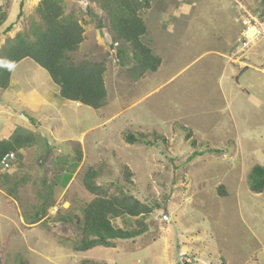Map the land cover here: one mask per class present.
<instances>
[{"label":"rangeland","instance_id":"1","mask_svg":"<svg viewBox=\"0 0 264 264\" xmlns=\"http://www.w3.org/2000/svg\"><path fill=\"white\" fill-rule=\"evenodd\" d=\"M90 1L64 0V10L85 21V42L72 58L105 62L104 107L46 104L55 84L30 59L15 66L13 87L0 89V131L13 124L42 139L3 172L26 182L17 199L0 187V264H264V193L254 194L248 183L251 169L264 167V36L247 52L248 66L227 60L241 31L239 5L254 11L262 0H157L141 17L161 64L140 78L130 45L112 40L108 28L109 39H101L88 14L100 12ZM39 2L0 0L7 13L0 47L27 28ZM138 134L139 143H126ZM90 168L111 195H131L152 209L112 225L140 228L142 220L147 232L110 249L73 250L83 207L93 199L82 184ZM42 183L53 187V206L30 224Z\"/></svg>","mask_w":264,"mask_h":264},{"label":"trees","instance_id":"2","mask_svg":"<svg viewBox=\"0 0 264 264\" xmlns=\"http://www.w3.org/2000/svg\"><path fill=\"white\" fill-rule=\"evenodd\" d=\"M157 0H91L97 10L102 13L88 14L96 19L99 30L108 28L114 41L127 43L131 47L135 62L134 75L140 78L147 72L158 70L161 59L157 56L150 42H146L148 27L141 17V12L150 9ZM88 8V7H87ZM64 0H40L35 8L34 15L28 19L27 28L17 32L14 37H8L0 47V89L9 87L10 77L14 67L24 59H30L45 70L52 82L59 88V96L67 101L77 102L81 105L97 110L106 105L107 90L104 83L106 65L104 61H91L89 58L74 60L72 54L76 53L85 39L84 24H81L75 13H65ZM87 13V12H86ZM88 15V16H89ZM7 19V13L0 8V27ZM82 22V23H83ZM9 29V28H8ZM122 49H117L116 57L122 58ZM31 123L35 120L28 118ZM138 136V137H137ZM128 135L126 143L134 145L139 143L142 134ZM159 139L164 140L163 137ZM42 139L33 132L7 125L0 135V162L8 154L18 156L20 150L28 149ZM44 142V138H43ZM46 146L47 143L45 142ZM192 142V146H195ZM76 162H81V149L78 142L74 143ZM48 152V151H47ZM217 152V151H214ZM50 153V152H48ZM47 153V154H48ZM63 167L71 162L69 158L62 159ZM123 177L131 183L132 173L123 167ZM97 171L89 169L83 178L84 189L93 196L82 210L81 240L73 245L76 252H87L97 247L114 248L117 241H130L147 232L143 221H138L140 228H115L111 221L115 218L128 216L142 218L149 215L152 209L141 203L131 195L120 192L111 195L107 186L95 183ZM26 182L25 179L12 181L8 173H0V187L14 199H17L19 188ZM249 190L254 194L264 193V167L254 166L248 174ZM44 195L38 204L36 213L28 221L35 224L45 216L47 209L53 206V187L42 183ZM220 196H224L223 188L219 187ZM72 222L71 217H67Z\"/></svg>","mask_w":264,"mask_h":264},{"label":"built area","instance_id":"3","mask_svg":"<svg viewBox=\"0 0 264 264\" xmlns=\"http://www.w3.org/2000/svg\"><path fill=\"white\" fill-rule=\"evenodd\" d=\"M239 8V20L242 30L234 51L228 59L232 64L244 66L245 63H243V59H245V54L250 50L253 44L264 36V16L255 15L242 8L241 5H239ZM14 160V154L11 153L6 155L0 162L1 169L7 170L11 168Z\"/></svg>","mask_w":264,"mask_h":264},{"label":"crops","instance_id":"4","mask_svg":"<svg viewBox=\"0 0 264 264\" xmlns=\"http://www.w3.org/2000/svg\"><path fill=\"white\" fill-rule=\"evenodd\" d=\"M247 2V4H250V2H251V4H252V1L251 0H245L244 1V3H246ZM262 4H263V6H256L255 7V12H257V13H262V14H264V0H262ZM184 5V7L185 6H191V4H183ZM86 34V31H85V33H84V35ZM84 42H85V40H84ZM83 42V43H84ZM82 43V44H83ZM81 44V45H82ZM15 68V67H14ZM14 70V69H13ZM263 71V70H262ZM12 73H13V71H12ZM105 83V82H104ZM13 85H14V81H13V79H12V74H11V77H10V83H9V87H8V90L10 89V88H12L13 87ZM54 88L52 89V91H49L48 92V94L45 96V103L46 104H49V105H52L53 107H54V105H55V103H60V102H62L61 103V105H63L64 104V101H67V100H64V99H62V101H60V99H61V97L59 96V88H58V86H56V85H54L53 86ZM56 87V88H55ZM105 87H106V85H105ZM106 100H107V98H106ZM68 102H71V101H68ZM72 103H74V105L76 106V107H86V106H84V105H81L80 103H77V102H72ZM5 105V104H4ZM48 105V106H49ZM6 106V105H5ZM50 107V106H49ZM30 116H28V118H29ZM30 118H32V117H30ZM42 118H43V116H42ZM33 119V118H32ZM43 119H45V117L43 118ZM42 119V120H43ZM4 127V126H3ZM2 127V129H1V131H0V135L2 134V130H4V128ZM6 127V126H5ZM74 142H78L79 144H80V142L79 141H74ZM21 151V150H20ZM21 153L23 154V152L21 151ZM146 248H150L149 246L148 247H146ZM164 248V247H163ZM105 249V248H104ZM106 249H110V248H106ZM145 249V248H144ZM140 250H143V249H141L140 248ZM91 251V250H90ZM131 254H133V252L131 253ZM163 261V260H162Z\"/></svg>","mask_w":264,"mask_h":264},{"label":"clouds","instance_id":"5","mask_svg":"<svg viewBox=\"0 0 264 264\" xmlns=\"http://www.w3.org/2000/svg\"><path fill=\"white\" fill-rule=\"evenodd\" d=\"M85 2H86V0H84ZM247 10V9H246ZM249 11V10H248ZM249 12H251V13H253V14H255V15H261V16H264V14H262V13H257V12H255V11H249ZM239 17H240V10H239ZM6 21H7V19H6ZM238 21L240 22V20H239V18H238ZM241 24V23H240ZM241 30H242V27H241ZM99 32H100V36L102 35V38L101 39H106V40H108L109 39V35L106 33V31H104V30H99ZM240 33H241V31H240ZM239 36H240V34H239ZM253 46V45H252ZM108 48H113V49H109V50H114V48H115V45L114 44H109L108 45ZM250 51V50H249ZM248 51V52H249ZM247 54V53H246ZM245 54V59H246V55ZM245 59H243V63H245V65L244 66H242V67H246V66H248V64H247V62H245L244 60ZM228 60V62H229V59H227ZM230 63V62H229ZM230 64H232V63H230ZM232 65H235V66H237L238 64H232ZM239 66H241V65H239ZM13 154V153H12ZM15 156V155H14ZM15 161H16V156H15V160H14V162H13V164H12V167L11 168H9V169H7V170H2L1 169V167H0V173H3L4 171L6 172V171H9V170H11V169H13V167H14V165H15Z\"/></svg>","mask_w":264,"mask_h":264}]
</instances>
